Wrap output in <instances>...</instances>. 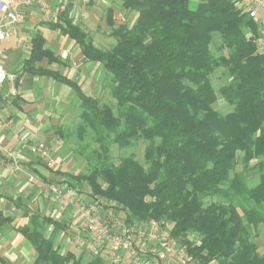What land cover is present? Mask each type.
<instances>
[{
    "label": "trees",
    "instance_id": "16d2710c",
    "mask_svg": "<svg viewBox=\"0 0 264 264\" xmlns=\"http://www.w3.org/2000/svg\"><path fill=\"white\" fill-rule=\"evenodd\" d=\"M121 3L137 16L131 25L114 26L109 13L108 25L116 39L109 49L95 47L71 21L62 25L83 55L109 73L114 107L85 95L55 72L38 71L75 91L81 102L80 133L90 130L98 144L84 157L89 170L66 174L68 184L87 183L93 194L116 202L127 221L172 222L171 234L184 238L200 264H264V253L249 233L264 226V53L256 52L253 41L257 23L234 0ZM247 32L253 37L248 38ZM214 34L223 47L232 49L229 56L212 52ZM43 42L40 36L33 40L30 57L24 61L26 71L33 72L30 65L42 57L57 59ZM215 65L231 76L219 88L220 96L233 104L227 114L213 107L217 94L210 73ZM138 138L147 141V166L131 154L113 163L110 144L126 148ZM238 153L243 170L254 161L255 184L248 185L243 172L235 171ZM213 195L226 203L205 204L204 199ZM50 224L53 230L47 236ZM62 225L49 216L30 215L29 224L20 230L35 250L34 264H81L73 252L61 253L55 245ZM188 232L201 236L199 244L188 240ZM87 264L102 260L96 257Z\"/></svg>",
    "mask_w": 264,
    "mask_h": 264
},
{
    "label": "crops",
    "instance_id": "0c3cea01",
    "mask_svg": "<svg viewBox=\"0 0 264 264\" xmlns=\"http://www.w3.org/2000/svg\"><path fill=\"white\" fill-rule=\"evenodd\" d=\"M59 2L48 0L50 9L54 11ZM121 10L134 15L135 21L137 13L123 8L121 0L119 4L118 0H68L65 8L52 16H45L33 5L22 9L19 24L1 44L5 54L1 64L11 78L0 85V264H34L35 250L20 229L35 213L63 223L54 237L61 253H76L66 241L65 232L69 230H83L77 239L79 246L85 248L89 241L80 217L74 221L68 211L61 215L52 196L38 183L28 181V175L33 174L38 181L73 186L90 199L87 183L67 182L65 173L79 174L73 154L58 152L64 147L60 129L79 117L81 102L69 85L38 71L55 72L74 82L85 95L99 99L102 80L108 78V73L100 62L83 55L80 45L62 31V25L67 20L85 34H106L107 46L97 45L94 39L92 42L99 49L107 48L116 43L107 16L111 13L114 26L122 24L114 20V12L121 15ZM101 21L105 26H100ZM98 27H102L101 31ZM38 36L44 41L43 48L57 59L42 57L30 65L33 72H29L24 69V61L30 57L33 40ZM41 145L53 162L61 165L59 170L40 161L37 146ZM168 225L172 227V222L168 221ZM52 230L53 225H48L45 234L51 235ZM258 251L264 253V247L258 245ZM125 261L127 264V257Z\"/></svg>",
    "mask_w": 264,
    "mask_h": 264
},
{
    "label": "built area",
    "instance_id": "2783aa9c",
    "mask_svg": "<svg viewBox=\"0 0 264 264\" xmlns=\"http://www.w3.org/2000/svg\"><path fill=\"white\" fill-rule=\"evenodd\" d=\"M67 2L60 0L52 11L48 0H0V85L11 78L1 64L5 57L1 44L19 24L22 9L35 5L45 16H52L59 14ZM234 4L257 23L256 52L264 53V0H234ZM246 36L251 38V32ZM37 152L39 158L50 166L46 149L37 146ZM16 165L14 167L19 169ZM28 179L37 182L32 174ZM38 184L52 196L59 212L68 209L81 218L89 237L85 244L88 252L96 254L102 251L110 262L122 264H126L125 257L127 264H199V260L189 253L184 238L171 234L167 222L154 218L127 221L123 212L111 207L104 208L101 215L99 201L93 198L85 200V196L73 187L43 181ZM187 238L192 241L189 236ZM192 242L195 245L199 243L198 240ZM118 254L123 258L119 259Z\"/></svg>",
    "mask_w": 264,
    "mask_h": 264
},
{
    "label": "rangeland",
    "instance_id": "374dc122",
    "mask_svg": "<svg viewBox=\"0 0 264 264\" xmlns=\"http://www.w3.org/2000/svg\"><path fill=\"white\" fill-rule=\"evenodd\" d=\"M119 3H120V0H118V4ZM133 17H134V15L131 16L130 13L125 14L124 10H121V15L117 12L116 13L114 12V20H115L116 24H119L120 22H122V23H125L127 25H131L133 22ZM103 20H104V16H103ZM101 22L102 23L100 24V26H105V23L103 21H101ZM101 29H102V27H98L99 31H101ZM90 31H92V30H90ZM108 31H109V28H108ZM96 33H97V31H96ZM86 35L91 39V41L94 39L95 43L97 45L107 46L106 41L108 40V37L106 36V34L101 33V34H86ZM256 38H257V36H256ZM256 38H253V41L255 43H256ZM92 44H93V42H92ZM211 45H212V47H211L212 52L217 53L219 55L222 54L225 57L229 56L230 51L232 50V49H228V48L222 46L220 39H219V36L217 34H214L213 42ZM111 47L112 46L107 47V48H103V49H109ZM108 76H109V73H108ZM230 79H231V76H230V74H228V71L223 66H220V65H215L214 68L212 69V72L210 73V82L214 88V91L217 94V100L213 104V107L215 109H217L222 114H227V113L231 112L233 109V104L226 102L223 99V97L220 96V94H219V88H221L226 83H228V81H230ZM108 83H109V80L104 77V79L102 80V88L98 92V95H100L99 100L102 103H106V104L114 107L115 103H114V100H112V98L110 97ZM79 112H80V109H79L78 113ZM80 124H81V120H80V116H79L77 119H74L71 123L67 124L66 126H64L60 129L61 137L63 138V141H64V145H63L64 147L62 148V150H59L58 152H59V154L61 152V155L67 154L68 152L72 153L73 158H75L76 163H77L76 169L79 171V173H84V172H87L89 170L88 169L89 164H87V161L85 160L84 157L90 156L93 149H98V144L91 137L92 133L90 135V133H89V132H91L90 130L86 129V130L82 131V133H80V126H81ZM146 144H147V141L142 139V138L136 139L135 141H133L132 145H130L129 147H126V148H119L118 145H116V144H110L109 150H110L111 159H112L113 163L117 164L119 162V159L122 156L131 154L134 156V158L137 161H139L143 165V167H146L147 163L144 159V149L146 147ZM41 147L43 149L45 148L42 145H41ZM46 151L48 153V158L50 159L48 162L50 164V166H48L46 164L45 160L43 161L42 159L39 158L40 161H42L46 167L55 168L56 171L59 170L61 168V165L59 163L55 164L52 160L51 155H49V151L47 149H46ZM58 152H57V154H58ZM80 152L82 153V155L80 154ZM241 155H242V153H238V162H237V165L235 167V171L243 172L244 177H246L247 184L253 185L258 181V173H257L256 169L253 168L254 161L251 162V168L249 166V168L247 170H243V166H242L241 161H240ZM66 160H68V158ZM69 160H71V159H69ZM91 164H93V163H91ZM66 174L67 173H65V175ZM33 176H35V175H33ZM35 179L37 182L29 181V179H28V181L30 183L36 184L39 181L37 178H35ZM38 185H41V184H37V186ZM89 196H90V198H93V199H96L99 201V204L101 206L99 208V211H100L101 215L103 214L104 208H106V207H111V208H114L115 210H119L120 212H123V210H120L118 208L119 206L116 204V202H114L112 200H109V199H107V198H105L99 194H93L92 191H91V194ZM84 198H85V200L89 199L87 197H84ZM214 201H217L219 203H222V202L226 203V201L224 199H221L220 197L215 196V195L209 196V197L204 199L205 204L209 203V202H214ZM240 202L245 207L248 206L247 203H245L242 199H240ZM235 204L237 206V210L239 211V213L242 214L241 207L239 205H237V202H235ZM67 211H68L67 215L71 216L70 219L76 221L78 216L76 214H74L72 211L67 209L66 211L59 212L57 210V212L61 213V215L67 213ZM122 216H123V214H122ZM167 224H168V221H167ZM263 228H264V226L262 224H260L257 226V228L255 230L253 228L249 230L251 240L253 242H255L257 244V246L259 245L260 247H264V230H263ZM76 229L78 230L77 227H76ZM65 234H66V241H67L69 247H72L73 250L74 249L76 250L75 251L76 253H74V252L73 253L75 254L76 257L80 258L81 264H87L88 262H90L91 260H93L96 257H99L102 260V264L118 263V262H110V260L108 259V257L106 255L101 254L102 251H99L98 253L94 254V253L88 252L86 250V248H84L83 246H79L77 239L81 235H83V230L76 231V232L69 230V231L65 232ZM187 236H189L190 239H195V240L198 239V241L201 238V236L195 232H188ZM188 245L189 244L186 243L187 247H188ZM118 256H119V259L123 258L119 254H118Z\"/></svg>",
    "mask_w": 264,
    "mask_h": 264
}]
</instances>
